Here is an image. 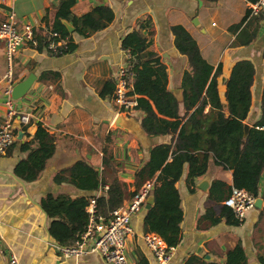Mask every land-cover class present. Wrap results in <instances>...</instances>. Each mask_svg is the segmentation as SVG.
Wrapping results in <instances>:
<instances>
[{
	"label": "crops",
	"instance_id": "0c3cea01",
	"mask_svg": "<svg viewBox=\"0 0 264 264\" xmlns=\"http://www.w3.org/2000/svg\"><path fill=\"white\" fill-rule=\"evenodd\" d=\"M58 4L59 0H6L5 3L0 0V24L9 12H13L21 23L45 30V18L51 27ZM99 5L113 9L114 22L89 38L74 33L77 47L72 53L55 55L45 47L40 51L27 44L16 56L14 87L30 75L36 77L29 92L15 100L16 104L23 111L38 115L39 121H33L29 126L18 125L16 143L0 157V264H8L12 252L18 256L20 264H108L99 253L79 258L64 257L58 242L54 239L58 244L55 245L51 240L52 220L43 211L41 201L50 194L72 198L90 195L68 183L57 184L55 178L79 161H85L102 172L104 150L108 145L120 164V179L132 186L137 171L149 159L152 147L172 141L171 136L146 134L142 127L146 115L141 110L134 109L128 114L140 125L141 136L116 129L114 119L122 112L114 97L104 98L100 94L107 81L114 80L116 84L118 71L128 65L129 54L122 49V41L129 33L138 30L141 22L153 28L150 50L167 67L168 89L180 102L183 100V76L186 72L192 73V67L175 47L172 33L175 26H182L190 33L211 66L215 69L221 67L219 92L224 102L226 83L234 66L241 61L253 63L252 107L246 124L252 128L264 116V10L258 16L251 14L252 22L245 31L246 34L255 32L256 36L246 46L238 42L239 31H235L251 8V3L246 0H78L73 12L81 16ZM6 70L4 46L0 40V126L6 114L3 80ZM50 73L59 75V78ZM45 74L49 75L43 78ZM181 113L184 114L183 106ZM39 124L54 136L56 152L38 180L25 183L16 177L14 171L17 164L28 157L27 152L21 151V146L33 139ZM187 173L186 165L176 185L184 214L182 240L168 264H187L191 259L194 264H226L227 252L238 242L245 249L248 264H261L259 257L264 258V216L260 218V210L250 211L241 226H230L225 222L216 226L200 224L209 209H214L219 216L222 207L208 199L209 191L216 180L232 186V172L224 171L211 160L207 174L196 180L194 192L187 187ZM128 203L126 201L124 207ZM146 213L144 208L132 219L134 234L127 241L130 264H160L144 241Z\"/></svg>",
	"mask_w": 264,
	"mask_h": 264
},
{
	"label": "trees",
	"instance_id": "16d2710c",
	"mask_svg": "<svg viewBox=\"0 0 264 264\" xmlns=\"http://www.w3.org/2000/svg\"><path fill=\"white\" fill-rule=\"evenodd\" d=\"M77 1L59 0L51 27L45 18L46 27L59 33L63 41H68V49L63 54L72 53L77 47L73 34L69 33L63 21L70 23L77 35L89 38L107 29L115 20L113 9L107 5L96 6L81 16L76 15L73 9ZM246 1L254 5L259 0ZM251 14L249 8L242 24L235 27V31H239L238 42L246 46L256 36L255 32L246 34L245 31L252 22ZM172 33L176 49L186 56L192 67V73L186 72L183 76L182 102L168 89L167 67L150 50L154 36L152 26L141 22L140 28L129 33L122 41V49L129 54L127 63L133 77L130 96L137 97L136 110L146 115L142 127L148 135L171 136L172 141L152 147L149 159L137 171L132 186L120 179V164L109 145L104 150L102 172L85 161H79L57 175V184L68 183L78 191L90 194L77 198L50 194L42 199L41 207L52 220L51 235L61 248L74 246L81 240L88 224L87 207L91 200L96 201L97 216L108 222L112 213L122 208L126 201L132 200L146 184L152 186L149 196H154L155 203L144 218V233L157 234L168 248H176L182 240L181 223L184 217L176 185L186 165V184L191 192L196 189V180L207 174L211 160L233 174L232 186L222 180L212 183L208 199L221 205V212L217 216L214 209L207 210L200 224L216 226L225 222L230 226L243 225L244 220L237 219L233 210L225 204L233 189L245 190L264 201V131L257 129L264 126V116L245 136V124L252 107L253 63L241 61L234 66L226 83L224 102L219 92L221 67L215 69L203 58L197 42L184 27L175 26ZM245 35L246 39L241 40ZM35 39L40 51L48 42L54 41L43 27L35 29ZM48 75H43V78ZM50 75L59 78L55 73ZM115 85L114 80L107 81L101 96L114 97ZM182 106L184 114L181 113ZM207 108L209 112L206 113ZM262 111L264 114V100ZM21 151L29 155L17 164L14 173L25 183H33L54 156L56 140L39 124L35 136L21 146ZM260 212L262 218L264 208ZM259 261L264 264L263 257L260 256ZM187 264H194V260ZM226 264H248L241 242L227 252Z\"/></svg>",
	"mask_w": 264,
	"mask_h": 264
},
{
	"label": "built area",
	"instance_id": "2783aa9c",
	"mask_svg": "<svg viewBox=\"0 0 264 264\" xmlns=\"http://www.w3.org/2000/svg\"><path fill=\"white\" fill-rule=\"evenodd\" d=\"M3 3L6 0H2ZM252 16H258L264 10V0H259L251 5ZM50 41L45 49L55 55L63 54L68 49V41H63L59 33L45 28ZM0 40L4 46V55L7 62V70L3 76L4 105L6 114L0 126V157L6 155L7 151L16 143L17 127L29 126L33 121H39V116L32 111H23L13 99L14 62L20 49L25 45L38 47L35 39V27L28 23H21L15 13L9 12L4 22L0 24ZM132 74L128 65L123 66L118 71L114 90V102L120 111L128 115L137 108L138 100L135 96H130L132 90ZM257 129L264 131V126ZM107 189V187H105ZM152 189L150 184L140 190V192L129 201L127 206L112 213L111 219L105 222L97 216L96 201H90L87 207L89 215L88 224L82 238L72 247L60 248L64 257H76L88 255L90 253L101 254L108 264H130L127 255V241L134 234L132 219L146 206L149 192ZM257 197L245 190L233 189L231 196L225 202L231 208L239 220H244L250 211L255 209ZM144 241L154 258L160 264H168L172 258L175 248H168L161 237L150 233L144 236ZM8 264H20L19 258L15 253L9 256Z\"/></svg>",
	"mask_w": 264,
	"mask_h": 264
},
{
	"label": "water",
	"instance_id": "95a60500",
	"mask_svg": "<svg viewBox=\"0 0 264 264\" xmlns=\"http://www.w3.org/2000/svg\"><path fill=\"white\" fill-rule=\"evenodd\" d=\"M64 25L66 26L67 30L70 34L75 33V29L73 26L70 25V23L63 21ZM175 52V51H174ZM36 77L34 75H30L27 79H22L20 83H18L13 88V99L19 100L26 96V94L31 89L33 83L35 82ZM227 108V105L225 106ZM113 126L116 129H119L125 133H130L136 137H139L143 134V131L140 127V125L134 121L129 115H126L124 113H119L116 118L114 119ZM251 129V126L248 124H245V136L248 135L249 131ZM155 203V198L153 195L149 196L146 201L145 209L148 211L152 208V206ZM263 204V200L261 198H258L255 204V208L258 210H261ZM53 244L58 245L54 238H51Z\"/></svg>",
	"mask_w": 264,
	"mask_h": 264
},
{
	"label": "rangeland",
	"instance_id": "374dc122",
	"mask_svg": "<svg viewBox=\"0 0 264 264\" xmlns=\"http://www.w3.org/2000/svg\"><path fill=\"white\" fill-rule=\"evenodd\" d=\"M6 69V68H5Z\"/></svg>",
	"mask_w": 264,
	"mask_h": 264
}]
</instances>
